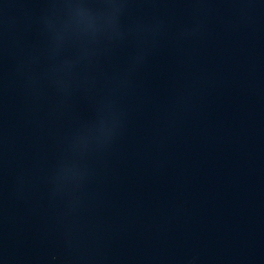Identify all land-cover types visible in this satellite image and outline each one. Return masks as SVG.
Returning <instances> with one entry per match:
<instances>
[{
  "label": "water",
  "instance_id": "1",
  "mask_svg": "<svg viewBox=\"0 0 264 264\" xmlns=\"http://www.w3.org/2000/svg\"><path fill=\"white\" fill-rule=\"evenodd\" d=\"M0 264H264V0H0Z\"/></svg>",
  "mask_w": 264,
  "mask_h": 264
}]
</instances>
